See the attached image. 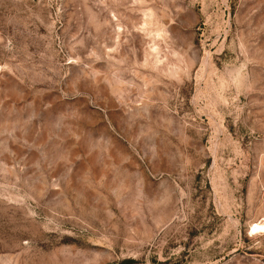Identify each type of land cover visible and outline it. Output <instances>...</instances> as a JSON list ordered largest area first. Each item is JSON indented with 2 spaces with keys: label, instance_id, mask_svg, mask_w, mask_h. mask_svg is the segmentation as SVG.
Returning a JSON list of instances; mask_svg holds the SVG:
<instances>
[{
  "label": "rangeland",
  "instance_id": "374dc122",
  "mask_svg": "<svg viewBox=\"0 0 264 264\" xmlns=\"http://www.w3.org/2000/svg\"><path fill=\"white\" fill-rule=\"evenodd\" d=\"M264 0H0V264H264Z\"/></svg>",
  "mask_w": 264,
  "mask_h": 264
},
{
  "label": "bare ground",
  "instance_id": "6f19581e",
  "mask_svg": "<svg viewBox=\"0 0 264 264\" xmlns=\"http://www.w3.org/2000/svg\"><path fill=\"white\" fill-rule=\"evenodd\" d=\"M264 228V225H257L256 227H255V229H263Z\"/></svg>",
  "mask_w": 264,
  "mask_h": 264
}]
</instances>
